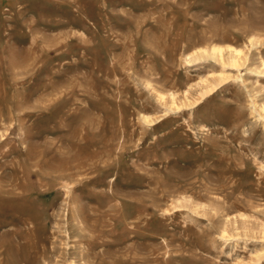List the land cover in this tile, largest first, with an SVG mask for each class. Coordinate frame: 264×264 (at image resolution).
<instances>
[{"label":"rangeland","instance_id":"374dc122","mask_svg":"<svg viewBox=\"0 0 264 264\" xmlns=\"http://www.w3.org/2000/svg\"><path fill=\"white\" fill-rule=\"evenodd\" d=\"M0 264H264V0H0Z\"/></svg>","mask_w":264,"mask_h":264},{"label":"bare ground","instance_id":"6f19581e","mask_svg":"<svg viewBox=\"0 0 264 264\" xmlns=\"http://www.w3.org/2000/svg\"><path fill=\"white\" fill-rule=\"evenodd\" d=\"M216 49H217V48H216ZM213 50H214V49H213ZM220 52H222V49H221V51L219 50V53H220Z\"/></svg>","mask_w":264,"mask_h":264}]
</instances>
